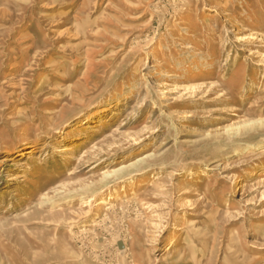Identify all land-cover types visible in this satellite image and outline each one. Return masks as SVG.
I'll return each mask as SVG.
<instances>
[{
	"label": "rangeland",
	"instance_id": "374dc122",
	"mask_svg": "<svg viewBox=\"0 0 264 264\" xmlns=\"http://www.w3.org/2000/svg\"><path fill=\"white\" fill-rule=\"evenodd\" d=\"M0 264H264V0H0Z\"/></svg>",
	"mask_w": 264,
	"mask_h": 264
},
{
	"label": "bare ground",
	"instance_id": "6f19581e",
	"mask_svg": "<svg viewBox=\"0 0 264 264\" xmlns=\"http://www.w3.org/2000/svg\"><path fill=\"white\" fill-rule=\"evenodd\" d=\"M67 151H68V150H67ZM109 175H110V174H108V176H109ZM105 183H106V182H105ZM99 204L102 205V207L105 208L107 211L110 210L111 207H112L111 205L107 204L105 200L101 201Z\"/></svg>",
	"mask_w": 264,
	"mask_h": 264
}]
</instances>
